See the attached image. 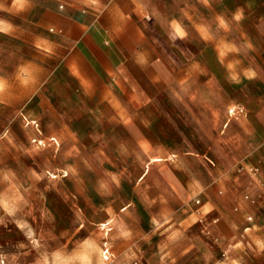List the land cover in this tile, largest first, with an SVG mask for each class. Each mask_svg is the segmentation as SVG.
<instances>
[{"label": "crops", "instance_id": "1", "mask_svg": "<svg viewBox=\"0 0 264 264\" xmlns=\"http://www.w3.org/2000/svg\"><path fill=\"white\" fill-rule=\"evenodd\" d=\"M260 8L264 0H0V150L35 159L59 146L52 179L73 173L64 143H133L142 164L92 234L83 223L51 227L42 243L13 215L34 255L0 264H264ZM85 162L77 156V174ZM0 174L8 188L23 179Z\"/></svg>", "mask_w": 264, "mask_h": 264}, {"label": "rangeland", "instance_id": "2", "mask_svg": "<svg viewBox=\"0 0 264 264\" xmlns=\"http://www.w3.org/2000/svg\"><path fill=\"white\" fill-rule=\"evenodd\" d=\"M23 144L28 148L27 143ZM78 145L79 150L76 148L77 143L63 144L68 151L73 173L62 179H52L45 174L46 166L59 164V146L52 147L50 143H46L42 149H38L35 159L28 154L0 150V173L3 168H9L23 178L21 181L16 180L15 185L8 188L0 174V259L3 261L6 262L5 257L29 261L34 255L32 239L22 229L12 226L13 215L22 221L31 222L36 238L42 243L51 227H79L83 223L82 234H92L99 227L94 222L102 214V207H107L118 199L119 196L115 195L116 187H120L118 183L122 188L132 186L135 177L142 170V164L134 161L139 149L133 143ZM81 154L86 162L83 166L78 164L77 174V156ZM99 155L103 158L98 159ZM4 192L8 193V198L2 201ZM78 192L87 207L83 220L76 217ZM25 230L28 231V228ZM106 233L105 230L104 234ZM98 250L101 253V249Z\"/></svg>", "mask_w": 264, "mask_h": 264}, {"label": "bare ground", "instance_id": "3", "mask_svg": "<svg viewBox=\"0 0 264 264\" xmlns=\"http://www.w3.org/2000/svg\"><path fill=\"white\" fill-rule=\"evenodd\" d=\"M30 211V210H29ZM32 215V214H31ZM28 227V226H27ZM29 229V228H28ZM34 230V229H33ZM1 256V255H0ZM1 260V259H0ZM85 260V259H84ZM10 264V263H9ZM12 264V263H11Z\"/></svg>", "mask_w": 264, "mask_h": 264}, {"label": "built area", "instance_id": "4", "mask_svg": "<svg viewBox=\"0 0 264 264\" xmlns=\"http://www.w3.org/2000/svg\"><path fill=\"white\" fill-rule=\"evenodd\" d=\"M231 112H232V110H231Z\"/></svg>", "mask_w": 264, "mask_h": 264}, {"label": "snow or ice", "instance_id": "5", "mask_svg": "<svg viewBox=\"0 0 264 264\" xmlns=\"http://www.w3.org/2000/svg\"><path fill=\"white\" fill-rule=\"evenodd\" d=\"M65 175H67V174H65Z\"/></svg>", "mask_w": 264, "mask_h": 264}]
</instances>
